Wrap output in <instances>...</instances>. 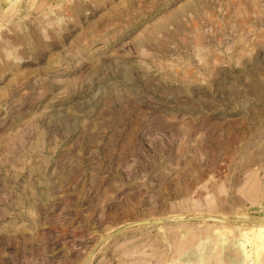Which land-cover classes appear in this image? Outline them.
<instances>
[{
	"label": "rangeland",
	"instance_id": "rangeland-1",
	"mask_svg": "<svg viewBox=\"0 0 264 264\" xmlns=\"http://www.w3.org/2000/svg\"><path fill=\"white\" fill-rule=\"evenodd\" d=\"M0 264H264V0H0Z\"/></svg>",
	"mask_w": 264,
	"mask_h": 264
}]
</instances>
